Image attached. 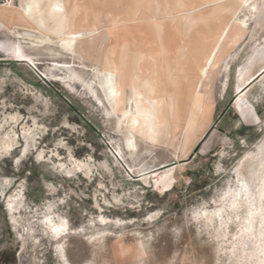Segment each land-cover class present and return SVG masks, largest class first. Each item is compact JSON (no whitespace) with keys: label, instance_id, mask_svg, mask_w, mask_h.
<instances>
[{"label":"snow or ice","instance_id":"obj_1","mask_svg":"<svg viewBox=\"0 0 264 264\" xmlns=\"http://www.w3.org/2000/svg\"><path fill=\"white\" fill-rule=\"evenodd\" d=\"M217 2L225 12L230 10L231 7H226L223 0ZM3 6L11 8L15 5L13 0H5ZM177 6L184 7L183 4ZM50 7L53 13L63 12L61 4ZM232 7L249 9L252 13L258 10L257 5L250 0H239V4ZM39 8L40 5L35 0L20 4L24 15L32 19H35L34 10ZM259 11L262 37H256L253 33L252 39L258 42V46L237 72L233 89V102L239 109L241 120L233 121L227 128L217 127L213 119L214 101L210 93L204 90L203 84L210 78V74L218 75L220 80L217 82L215 97L216 100L221 99L224 90L220 85L227 84L229 64L228 61H219L217 53L221 51L226 38L230 39L229 47L249 39L243 33H235L229 37L231 23L221 30L210 52L202 60L199 58V48L193 52L191 62L193 71L197 74L198 85H194V98L183 121L180 120L181 98L177 91L169 90L178 87L181 77L187 78V65L181 67L179 62L175 70L168 69L164 80L159 77L143 78L135 70L129 78L125 71L127 57L123 51L119 65L100 57L93 60L90 66L85 65V54L80 52L79 65H53V68L67 69L66 75L48 76L45 71L40 73L49 79L71 82L69 87L72 83H79L85 94L90 95L95 105L99 106L97 111L107 118L105 124L110 132L122 136L130 151L136 149L137 138L151 145L167 147L166 140H171L173 129L175 130L174 153L177 159L183 154L184 163L165 168L163 176L157 174L154 183L158 192L171 194L169 189L174 190L178 182L174 175L177 168L182 170L197 157L201 160L211 159L214 167L209 170V179L215 184V187L208 185L213 187L211 196L204 199L197 197L190 206H186L182 215L175 220H165L154 229L157 235L167 234V242L175 250V255L158 264H213L211 260H194L188 254L183 259L177 258L179 250L188 249L194 241L213 249L214 264H264V89H261L259 95L253 94L252 97H248L246 91L247 85L257 77L264 84V0ZM239 15L240 12L237 11L232 22L242 24L245 29L248 28V20L255 19L245 14L243 20H238L236 17ZM51 20V28L45 27L43 20L39 23L49 36L57 37L58 41L49 39L43 33L37 38L28 31L20 39L24 43L30 40H37L38 44L58 42L59 47L75 60L78 55V36L71 34L67 17L52 15ZM159 28L157 25L158 30ZM12 35H16V30H12ZM187 50L180 48L178 52ZM0 52L36 67L34 58L25 54L20 42L0 43ZM232 58L230 56L229 60ZM180 59L187 58L181 56ZM142 60L143 57H140L136 64ZM75 67L84 71L77 73L73 71ZM10 80L8 74L0 78V167L7 165L11 169V172H0V201L14 214L24 204L23 198L27 195L25 189L38 192L35 202L39 207L35 209L36 215L39 217L43 211L45 217L36 221L29 218L27 225L21 230L20 218L13 215L10 223L16 228L14 235L19 241L18 248H23L30 238L35 240L34 234L41 231L39 224L44 225L43 235H48L49 229L53 237L67 233L69 219L65 213L71 212L73 206L84 197L83 185L94 181L97 175L95 170L108 172L109 165L95 156V145L88 139L86 131L67 119L54 101L46 98L43 93L39 96L32 93L30 97L23 99L9 90ZM71 90L78 91L74 87ZM21 108H26L27 111H18ZM165 108L168 118L161 119L165 115ZM242 124L254 125L251 131L258 134L249 140L240 130ZM109 143L114 145L116 141L110 137ZM114 154L122 155L118 150ZM29 162L32 168L27 166ZM36 169L39 170L38 173ZM139 176L142 180H147L149 186L153 184L152 178L144 171H140ZM76 184L80 188L73 189ZM105 187V183L100 181L99 189L103 190ZM56 206H61L62 211L56 216L58 224H53V218L49 214ZM157 215L159 213L154 211L146 219L152 221ZM100 221L107 223L103 217H100ZM77 231L85 232V228L81 227ZM96 239L95 236L91 237V240ZM35 243L38 244L39 240H35ZM56 253L58 261L72 264L65 257L64 247L59 242ZM81 264H99V261L93 253L92 259L82 261Z\"/></svg>","mask_w":264,"mask_h":264},{"label":"rangeland","instance_id":"obj_2","mask_svg":"<svg viewBox=\"0 0 264 264\" xmlns=\"http://www.w3.org/2000/svg\"><path fill=\"white\" fill-rule=\"evenodd\" d=\"M19 1L13 0L17 8L21 4ZM228 1L231 6L237 5L232 0ZM161 2L162 12L156 10L155 0H67V6L70 23L76 25L77 29L108 26L110 39L106 60L119 65L123 51L127 57L125 71L129 78L135 70L136 60L141 53L145 54L150 71L142 74L143 78L160 77L164 80L162 71L165 62L172 66H176L178 62L182 67L187 65L186 69L196 74L191 62L194 50L197 48L201 50L199 58L202 60L217 38L214 36L207 39L205 34L221 29L229 19V15L225 14L220 20H200L201 13H206L219 4L217 0H180L179 2L168 0V12L164 9V0ZM4 3L5 0H0V6ZM178 4H183L184 7H178ZM157 23L163 28L161 36L156 28ZM260 23L261 13L257 22L250 25L248 40L242 41L237 47L233 45L229 47L228 38L221 45L217 58L221 62L228 61L229 70L226 74L227 84L220 85L224 90L220 100H216L215 97L220 77L210 74V78L204 81L203 88L210 93L214 101L213 119L218 128H227L233 121L241 120L239 109L233 102L235 95L233 89L237 72L256 47V41L252 39L253 33L256 37L262 35ZM174 24L178 29H175ZM104 33L105 30H101L99 34L103 36ZM232 35L233 33L230 37ZM95 39L98 45L101 44V37ZM15 41L20 42L22 50L26 51L25 54L34 58L36 67L33 68L24 61H13L6 53L0 52V78L6 74L10 75L9 90L23 99H27L32 93L37 96L43 93L46 98L54 101L67 119L86 131L88 139L95 145V156L102 158V161L109 165V170L103 172L101 169H96L97 175L94 181L83 185L84 197L73 206L71 212L65 213L69 219V231L61 233L59 237H53L49 229L48 235H43L44 225L39 224L38 228L41 231L34 234L35 240H39L38 244L30 238L23 248H18L19 241L14 235L16 228L10 223L13 215L19 217L22 230L29 218L33 221L45 218L43 211L39 217L36 215L35 209L39 207L35 202L38 192L25 189L27 195L23 198L24 204L14 214L7 210L3 201H0V241H3L0 243V264H63V261H58L56 253L58 242L63 245L65 257L72 264H81L82 261L92 259L93 253L99 264H141V262L158 264L171 258L175 255V250L174 246L167 242V234L157 235L154 229L165 220H175L182 215L186 206H190L197 197L204 199L211 196L215 187L213 181L209 179V170L214 167L211 159L201 160L197 157L182 170L177 168L174 175L178 178V182L174 190L169 189L171 194L158 192L154 183L157 174L163 176L165 168L184 163L183 154L177 159L174 153L175 130L173 129L171 140H166L167 147L160 144L151 145L137 138V149L131 153L124 138L110 132L105 124L107 118L97 111L99 106L95 105L90 95L85 94L79 83H72L69 87V83L49 79L40 74L41 71H45L48 76H64L68 70L63 69L64 71L61 72L58 68H53V65L60 63L79 65L80 58L75 59L74 62L73 58L58 45L48 47L41 45L38 46L39 48H33L28 42L24 43L16 35L13 36L7 29L0 27V43L10 44ZM179 44L187 48V52L181 53L177 49H172ZM163 45L171 48L169 53L166 54L162 50ZM229 53L233 57L230 60ZM181 56L187 59L181 60ZM94 59L96 57L84 56L85 65L90 66ZM73 70L77 73L84 71L79 67ZM13 84H15L14 88ZM73 87L78 91L73 92L71 90ZM261 89H264V84L257 77L246 87L248 97H252L253 94L259 95ZM169 90L173 91L172 88ZM190 105L181 100V121L190 111ZM18 111H27V109L21 108ZM164 112L162 119L168 118L167 108ZM254 127V125L242 124L240 130L251 140L258 134L251 131ZM110 137L116 141L114 145L109 143ZM117 150L121 152V156L114 154ZM27 166L32 168L31 162ZM139 170L152 178L151 186L148 185V181L145 184L140 178ZM5 171L11 172V169L7 165L0 167V172ZM35 171L38 173L39 170ZM100 181L106 185L103 190L99 189ZM35 182L34 174L33 185ZM209 184L213 187H209ZM78 188H80L79 184L73 186V189ZM61 211V206H56L49 214L53 218V224H58L56 216ZM154 211L159 215L148 221L146 217L152 215ZM100 217H103L107 223H101ZM81 227L85 228V232L77 231ZM93 236L97 239L91 240ZM179 252L180 255L177 257L179 259H183L184 255L188 254L194 260H211L214 264L213 249L202 246L196 241L188 249H180Z\"/></svg>","mask_w":264,"mask_h":264},{"label":"bare ground","instance_id":"obj_3","mask_svg":"<svg viewBox=\"0 0 264 264\" xmlns=\"http://www.w3.org/2000/svg\"><path fill=\"white\" fill-rule=\"evenodd\" d=\"M179 1L180 0H177V2H179ZM232 1L236 2L237 5L239 4V0H232ZM20 2L27 4L29 2V0H20ZM35 2L40 5V8L38 10H34L35 19H32V18L25 16L24 13L20 10V7L9 8V7H4L3 6L4 4H2L0 7V10H2V11H0V27L7 29L10 33H12V30H14V28H13L14 25H18L19 27H21L22 30L20 29L19 31L17 30L18 32H16V37L18 39L21 38L22 34L25 31H28L34 37L40 38L42 36V33H43V35L48 36L49 39H52L54 41H58L57 37L49 36L48 33L45 32L44 29H42L39 21L43 20L45 27L51 28L52 27V20H51L52 15H55L58 17L59 16H66L67 22H68V27L70 29L71 34L78 36V39L76 42L78 55H77L76 59L78 60L80 58V56H79L80 52H83L87 58H90V57L100 58V57H102V58L107 59V51H108L109 39H110V31H109L108 26H103V27L97 28V29L96 28L77 29L76 25L70 23V19L68 16L67 0H35ZM228 2H229L228 0L226 2L224 0V2H223V4L226 7H229V8L231 7L230 10L227 12H225L223 10V7L221 4H217L211 10H208L206 13H201L200 20H202V21L220 20L223 18V16L225 14L229 15V19L227 20L226 23H224L221 26V29H219L216 32H212V33L207 32L205 34V37L207 39L214 37V36L218 37V35L221 33V30L229 23H231V25H232L231 29L229 30V37H230L231 33H233V34L243 33L245 36L248 37L250 32H251L250 31V27H251L250 25L252 23L257 22V19L260 16L259 8H260V5L262 3V0H250L251 3L257 5L258 10L256 13H252L249 9H239L237 7H232L233 5L232 6L229 5ZM54 4L63 5V12L53 13L50 5H54ZM155 5H156V10L158 12H162V5L163 4H162L161 0H155ZM164 9H165V11L168 12V10H169L168 0H164ZM10 10H14L15 15H13V13H10L9 12ZM237 11L240 12V15L236 17V19H238V20H243L245 14H247L249 17H255V19H249L248 20V28L247 29L243 28L242 24H236V23L232 22V18ZM41 13H42V15H41ZM16 19L19 22V24H17L15 22ZM157 25L160 26L158 34L161 36V33H163V30H162L163 28H162L161 24H159V23L156 24V28H157ZM174 27H175V29H178V26L176 24H174ZM184 27H186V26H184ZM101 30H105V33L103 36H100V34H99ZM178 31L181 32L180 30H178ZM90 32L94 33V34L88 35V33H90ZM81 34H83V35H81ZM95 37L96 38L101 37L102 41H101V44H99L100 46L97 44ZM261 37H262V35H261ZM227 39L228 38H226L225 41ZM242 41L235 43V44H232L233 47H235V46L237 47ZM15 42H19V41H15ZM28 43L31 45H37L36 47L41 46V45H45L47 47L48 46H56V45L59 46L58 42L53 43V44H38L37 40H30V41H28ZM58 46H57V48H59ZM257 46H258V42H256V47ZM36 47H33V48H36ZM180 48H185V47L182 46L181 44H179L177 47H174L172 49L178 50ZM48 49H50V48H48ZM51 50H53V48ZM162 50L167 54L170 52L169 50H171V48L169 49L163 45ZM210 50H211V48H209V50L205 54L210 52ZM218 53H217V55H218ZM230 55L231 54L229 53L228 56H230ZM140 57H143V60L141 63L135 65V71H137L141 74H145L147 72H150L149 68H148L147 58H146L145 54H143V53L139 54L137 60ZM150 59H151V57H150ZM11 60L19 61V60H16L14 57H11ZM24 62H26V61H24ZM74 62H76V61L74 60ZM60 64H62V63H60ZM56 65H58V64H56ZM169 68H172L173 70H175L177 68V65L172 66V65L168 64L167 62H165L164 67H163V71H162L163 79L166 78V73H167ZM58 70L61 72L64 71L61 69H58ZM73 71H76V70H73ZM185 71L187 72V78L185 79V78L181 77V79L178 82V87L172 88V90L177 91V93H178V95H180L183 103H185V104L190 103L191 104V102L194 98V92H193L194 85H198V81L196 79L197 74H192L191 71H189V69H186V68H185ZM58 81H63V80H58ZM69 83H71V82H69ZM136 149H137V147H136ZM133 152L134 151H131V153H133ZM144 182H145V184H147V180H144Z\"/></svg>","mask_w":264,"mask_h":264},{"label":"crops","instance_id":"obj_4","mask_svg":"<svg viewBox=\"0 0 264 264\" xmlns=\"http://www.w3.org/2000/svg\"><path fill=\"white\" fill-rule=\"evenodd\" d=\"M19 2H20V1H19ZM13 4H14L15 6L17 5V4H15V3H13ZM15 6H14V7H15ZM0 7H1V6H0ZM0 11H2V10H0ZM9 12H10V13H13V15H15V14H14V13H15V11H14V10H10ZM16 18H17V17H16ZM15 22H16L17 24H19V22L17 21V19H16V21H15ZM18 27H19L18 25H14V27H13V28H14V30H16V32H18L20 29L22 30V28H21V27H19V28H18ZM17 30H18V31H17Z\"/></svg>","mask_w":264,"mask_h":264}]
</instances>
